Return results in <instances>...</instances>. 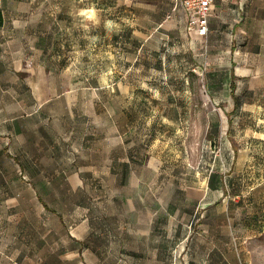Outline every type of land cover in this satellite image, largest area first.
I'll return each instance as SVG.
<instances>
[{
  "label": "rangeland",
  "instance_id": "rangeland-1",
  "mask_svg": "<svg viewBox=\"0 0 264 264\" xmlns=\"http://www.w3.org/2000/svg\"><path fill=\"white\" fill-rule=\"evenodd\" d=\"M168 4L21 7L0 51V264H122L175 224L198 235L202 204L209 238L264 264V0L229 17L234 49L159 28ZM231 69L257 76L236 85V112ZM226 141L244 145L233 164L216 158ZM220 177L228 194L209 191Z\"/></svg>",
  "mask_w": 264,
  "mask_h": 264
},
{
  "label": "crops",
  "instance_id": "crops-1",
  "mask_svg": "<svg viewBox=\"0 0 264 264\" xmlns=\"http://www.w3.org/2000/svg\"><path fill=\"white\" fill-rule=\"evenodd\" d=\"M5 1L12 2L13 9L11 11H7L5 9ZM150 1L155 2L156 0ZM158 1L159 0H157V2ZM168 1V11L166 15L172 13V19L166 21V16H164L162 23L158 27L165 29L172 28L176 32H178L179 27L181 28V24L185 26V16L180 6L175 5L172 0ZM249 1L250 0H214L212 12L208 21V34L205 39H208V37L212 34H225L226 36L231 38L230 46L231 49H234L235 45L238 43L237 38L239 34L242 33V31L240 30V27L242 26L238 25L235 20H232L229 17H233V15L237 13L239 9L241 10L243 6ZM28 2L29 0H0V51H3L5 48H11L15 44V37L18 32V27L15 22L18 20H27L29 14L27 11L21 10V7L23 6L22 8H24ZM173 7L175 10L172 12ZM225 24H227L228 26L225 27ZM22 31H24L23 28ZM191 40L200 41L195 39ZM256 80V72L253 73L250 69L248 70V75L244 76L236 75L235 70L233 71L231 69L229 73V87L231 84L233 85L230 88V97L231 99H233V103L236 108L234 112L237 111L238 101L242 100L241 97H236L234 91L236 85L238 83L247 82L251 84L256 82ZM243 146L244 145H241L239 143H233L231 145L229 141L223 142L222 144H219V148L227 151V153H223L222 155V153L220 152L218 153L216 158L218 161L228 159V164H233L234 160L236 161V159L242 153ZM219 180V186L213 184L211 180L208 181L209 191L219 192L220 195L228 194V187L225 185L224 181H221V177ZM197 207L198 210L201 211L200 218L202 219L204 216V219H202L198 224V227H200L201 229L198 235H189L188 233V236L184 238L178 228L181 225L175 224L173 234L170 237L171 239H161L155 236H153L152 239H140V242L151 240L153 244L152 251H136L128 254L129 257H124V262L122 264H241V261L245 262L246 256L241 253L239 242V251H225V243L231 244L229 242L230 239L209 238V235L207 233L208 220L206 219V217L208 218V214L205 215V212L209 210L208 208L210 207V205L202 204ZM197 219H199V215L197 216ZM191 221L190 225H192L193 223ZM156 222L157 215L154 211V216H151L152 226L155 225Z\"/></svg>",
  "mask_w": 264,
  "mask_h": 264
},
{
  "label": "built area",
  "instance_id": "built-area-1",
  "mask_svg": "<svg viewBox=\"0 0 264 264\" xmlns=\"http://www.w3.org/2000/svg\"><path fill=\"white\" fill-rule=\"evenodd\" d=\"M181 7L185 16V31L188 37L203 40L208 34V21L214 5V0H172ZM241 1V0H240ZM245 1V0H243ZM174 5V7H175ZM173 7L172 12L175 10ZM173 14H168L165 20H171Z\"/></svg>",
  "mask_w": 264,
  "mask_h": 264
},
{
  "label": "trees",
  "instance_id": "trees-1",
  "mask_svg": "<svg viewBox=\"0 0 264 264\" xmlns=\"http://www.w3.org/2000/svg\"><path fill=\"white\" fill-rule=\"evenodd\" d=\"M232 86H233V85L231 84V85H230V88H231ZM232 92H233V91H232Z\"/></svg>",
  "mask_w": 264,
  "mask_h": 264
}]
</instances>
